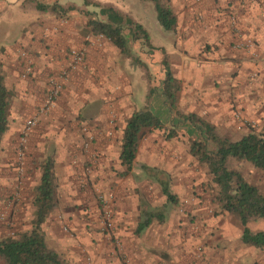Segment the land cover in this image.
<instances>
[{
	"label": "rangeland",
	"instance_id": "obj_1",
	"mask_svg": "<svg viewBox=\"0 0 264 264\" xmlns=\"http://www.w3.org/2000/svg\"><path fill=\"white\" fill-rule=\"evenodd\" d=\"M6 1L0 0V43L2 37H16L14 40L16 46L15 42L23 34L28 41V46L32 43L35 47H43L49 36H46L44 31L45 24L50 30L49 33L58 30L64 22L78 25L82 38L87 34L92 37L97 35L89 31L86 26L87 20L96 17L97 8L90 4L84 5L83 0H37L44 4L58 2L62 6H75V9L64 14L59 10L36 11L27 6L29 0H24V8L21 7L22 1L18 3L17 0L16 4L5 3ZM89 1L111 4L134 18V21L138 20L150 32L154 44H164L173 32V41L177 45L180 44L177 30L181 28L180 24L183 22L178 19L177 25L176 19L174 29L164 31L156 22L155 12L150 2ZM199 1H194L197 3L196 11L192 9L191 14L192 21L199 28H209L211 23H214L215 16L220 15L226 16L229 31L238 29L240 34L236 41V48L233 46L234 53L227 54L228 63H220L217 61V56L212 58H206L208 55L205 54L203 56L202 53L205 50L202 45L197 50L185 46L182 47L183 52L180 50L175 52L177 57L174 54L164 57L179 85L175 108L177 112L192 113L211 123L219 134L231 140L247 132L264 136V40L262 44H259L258 39L248 37L244 33L242 26L240 27L237 23L234 9L237 4L242 7L248 6V2L253 3L255 0H239L236 3L235 0H227L223 6L218 5V0ZM165 2L174 14H178L179 7L176 3L171 0ZM138 21L136 22L139 23ZM122 35L127 40L129 51L126 55H120V63L118 58L115 59L118 61V69L121 73L120 76L116 75V71L110 73L113 83L112 91H109L115 95L118 89L117 83L124 81L127 83L126 99L118 105L112 102L107 103L104 110L107 114L119 111L129 116L131 112L146 105L153 115L156 117L160 115L158 119L163 128L143 129L140 134L134 164H131L126 171H120L124 175L127 174L125 182L129 179L135 182L136 211L129 210L130 212L126 214L124 211H118L120 206L126 207V204L122 202L120 206L116 205L114 197L109 227L103 217L102 203L97 197V194L103 191L94 189L91 181L92 164L76 163V161L72 163L77 174L78 186L83 187L84 182L89 185L90 198L95 202L96 207L83 213L69 210L67 218H65V212L54 214L57 218L56 234L59 235L54 242L56 253L63 264H264V246L257 248L240 242L241 225L233 215L218 207L214 199L216 188L211 182L210 174L205 165L189 153V143L192 139L198 138L199 132L178 117L174 110L167 109L165 98L161 93L163 50H151L153 47L148 34L147 42L142 39L131 41L126 29L122 31ZM99 38L96 43L113 46L106 38ZM83 40L88 42L84 38ZM209 45L214 46L212 43ZM17 49L23 50L27 47L19 42ZM154 49L158 48L154 47ZM211 49L215 50V48ZM181 55L183 58L186 56L189 61H181ZM135 58L144 65L133 63ZM148 88L151 94L146 98ZM160 100L162 101L160 111L164 106L165 110L173 114L174 125L160 112L153 113L152 109L155 108L153 106ZM50 107L43 113H39L38 108L37 112L31 116L35 117L36 121L24 137L19 131L13 168H11L12 165L0 166V238L15 236L30 228L34 210L33 196L37 184L32 193L28 191L32 204L28 207V211L14 213L13 210L14 204L20 198L24 178V157L29 142H33L36 138H47V144L55 135L61 136L62 139H68L71 136L74 144L75 142L81 144V147L76 149L82 156L87 154L86 147L94 141L92 134L88 136L86 131H83L82 128L86 126L75 120L70 128L75 126L78 131L73 134L49 132L40 136L36 135L38 132H35L30 140L29 132L34 127L43 126L46 123V121L40 123L39 115L47 114ZM99 107L101 106L96 104L92 110L96 111ZM68 112L70 111L67 110L64 114L67 115ZM66 118L67 121H65ZM66 118L60 123L66 125L72 119L69 116ZM125 119L126 117L122 118V123ZM169 131H172L173 135L166 138L165 135ZM85 139L89 141L86 147L83 144ZM17 148H20L22 152L20 158L16 156ZM43 156L45 159L50 157V154L45 153ZM41 160L38 161V167ZM230 165L240 171L246 181L264 194V170L236 161H231ZM144 166L151 170L148 171L150 175L143 170ZM137 174L141 176H133ZM160 180L166 182L168 190L175 196L174 203L167 202L165 196L161 194L158 184ZM62 194L63 192L54 184L55 206ZM53 209L49 214H53ZM149 212L160 215L162 220L152 218L144 229L136 233L134 230L137 222L142 221ZM247 226L251 231H264V220H249ZM46 245L50 248V244ZM0 264H5L1 258Z\"/></svg>",
	"mask_w": 264,
	"mask_h": 264
},
{
	"label": "crops",
	"instance_id": "obj_2",
	"mask_svg": "<svg viewBox=\"0 0 264 264\" xmlns=\"http://www.w3.org/2000/svg\"><path fill=\"white\" fill-rule=\"evenodd\" d=\"M8 0L5 3H12L17 0ZM22 0H18L19 3ZM179 7L178 19L183 23L181 28L177 30V36L180 39L179 45L173 41L174 32L171 33L168 41L163 44H154L150 32L145 29L150 37V43L157 51L162 49L165 56L175 54L178 50L182 51V47L190 46L193 50H197L200 46H204L203 56L212 58L217 56L220 63L227 62L228 52L234 53V47L237 46L240 31H229L226 24V16H215L214 23L209 28H199L191 19L192 9L196 8L199 0H171ZM234 1V0H233ZM239 0H235V3ZM16 2V3H17ZM200 2V1H199ZM227 0H218V5L223 6ZM15 3V4H16ZM108 3V2H107ZM233 3V2H232ZM239 3V2H238ZM248 6H235V14L238 25L244 29V33L249 37L258 39V43L262 44L264 40V0H255L253 3L248 2ZM134 19V18H132ZM58 28V27H57ZM46 36H48L43 47H35L32 43L28 46L26 37L22 34L17 42L15 38H4L0 43V72L3 75V83L10 92L8 107V126L0 140V166H11L15 157V145L18 133L21 130L22 123L25 119L34 115L41 104L44 102L46 90L49 80L56 77L59 70L66 66L69 62V50L71 48H85L84 58L80 65L72 71H69L67 77L62 83L58 97L54 100L53 105L49 108L47 114H40V123L46 121L43 126L38 125L30 132L28 138L35 135L44 136V134L65 133L73 134L77 132V127L72 125L75 122H81L85 125L86 134H92L94 141L89 143L86 155H79L76 147L81 144L72 141V137L62 139L61 136H53V140L46 144L47 138H36L33 142H29L24 157V178L22 180V188L19 200L14 204V213L28 211V207L32 206L30 194L33 192L35 184L39 182L40 171L38 161L43 159L45 153L50 154L52 160V181L58 190L63 192L62 197L57 200L53 209V214H49L41 223V231L44 234V241L50 244L55 252L54 242L57 241V218L56 212L76 211L83 213L91 211L96 206L95 202L90 198V187L83 183V187L78 186L76 173L72 167V163L83 162L90 163L93 170L90 174L94 189L103 191L104 194H111L115 197V204L119 205L123 202L126 207L120 206L118 211H124L125 214L136 211L134 205L135 199V182L131 179L124 181L125 175L120 171H126L124 165H121L118 159L119 139L124 122L122 118L128 117L117 111L116 113L107 114L104 106L108 103L121 104L126 98L127 83L119 81L117 83V93L112 95L111 84L113 83L110 73L116 71V75L120 76L118 69V61L121 62V53L113 46H106L101 43L84 42L85 36L80 34L78 25L62 23L55 32H49L48 28H44ZM165 31V30H164ZM232 32V33H231ZM1 40V39H0ZM5 40L6 42H4ZM248 41V39H247ZM24 43L27 49H17L18 43ZM210 43L214 46L210 47ZM232 43V44H231ZM168 44V45H167ZM234 46V47H233ZM158 48V49H154ZM169 47V49H168ZM181 48V49H180ZM215 48V50L211 49ZM23 55H20L22 54ZM211 53V55H209ZM177 57V56H176ZM234 57V56H229ZM179 59V58H178ZM181 61H189L185 56H180ZM27 69V74L23 76V72ZM93 84L94 87H93ZM92 88V90H89ZM116 92V91H114ZM163 100V98H161ZM98 104L96 111L92 110L93 106ZM162 101H158L153 107V113H161L164 118L171 120L172 125L175 124V118L164 106L160 111ZM130 108L132 106L130 105ZM157 108V110H155ZM65 109V110H62ZM149 109V108H148ZM69 110L67 115L64 113ZM53 112V113H52ZM64 116V117H63ZM71 117V121L66 125L61 124L63 119ZM160 115H157L159 118ZM162 116V115H161ZM162 116V118H163ZM67 121V118L65 119ZM121 121V122H120ZM59 122V123H58ZM78 124V125H80ZM79 127V126H78ZM39 130V131H38ZM80 139V138H79ZM79 144V146H78ZM88 144V143H87ZM85 148V149H86ZM46 150V151H44ZM10 160V162H9ZM135 159L133 160V162ZM132 162V164H134ZM1 170V168H0ZM140 177V174L133 175ZM126 180V179H125ZM132 182V183H131ZM91 184V183H90ZM80 188V189H79Z\"/></svg>",
	"mask_w": 264,
	"mask_h": 264
},
{
	"label": "trees",
	"instance_id": "obj_3",
	"mask_svg": "<svg viewBox=\"0 0 264 264\" xmlns=\"http://www.w3.org/2000/svg\"><path fill=\"white\" fill-rule=\"evenodd\" d=\"M141 2L152 3L155 12V19L158 25L166 31H172L176 25V17L172 9L166 4L167 0H140ZM24 0L21 7L24 8ZM84 5L90 4L97 8L96 17L90 18L86 22L89 31L101 34L106 38L121 54L129 51L127 40L122 35L124 29L130 40L142 39L147 42L148 36L144 28L134 21L125 12L112 6L111 4H101L99 2L83 0ZM28 7L39 11H55L66 13L75 9V6H62L58 2L44 4L37 0H29ZM163 59V79L161 82V93L165 98L167 109L175 111L176 115L188 122L189 125L199 132L196 139L189 143L190 155L197 161L204 164L207 172L211 176V182L216 188L215 202L218 207L233 215L241 225L239 240L241 243L253 246H264V231H251L247 223L249 220H264V194L256 186L246 181L243 175L230 165L231 161L247 163L253 168L264 170V136L247 132L237 139H228L219 134L215 127L192 113L184 114L177 112L175 102L179 90L177 80L173 77L168 63ZM136 64H144L134 59ZM151 94L150 88L146 91V98ZM10 92L3 83V75L0 72V140L8 126V107ZM162 129L161 121L151 113L146 105L135 110L125 119L119 139L118 159L126 169L132 164L138 140L143 129ZM173 135L169 131L166 138ZM39 182L35 187L33 196L34 210L27 231L20 232L15 236L0 238V258L5 264H63L59 255L51 248L47 247L40 228L41 223L46 219L51 210L55 207L54 184L52 181V160L50 157L40 161ZM148 171L149 168L143 167ZM159 173H161L159 171ZM152 176V174H151ZM160 192L165 196L167 202L174 203L176 198L168 190L166 182H158ZM162 220L158 214L149 212L142 221L137 222L135 232L139 233L152 220Z\"/></svg>",
	"mask_w": 264,
	"mask_h": 264
},
{
	"label": "built area",
	"instance_id": "obj_4",
	"mask_svg": "<svg viewBox=\"0 0 264 264\" xmlns=\"http://www.w3.org/2000/svg\"><path fill=\"white\" fill-rule=\"evenodd\" d=\"M97 37V38H96ZM96 37H92L90 34H87L85 36V40L88 41V43L93 42L95 44H97L96 40H99L101 38H104L101 34H97ZM85 48L83 47H79V48H71L69 50V62L67 63L66 66L62 67L57 76L50 79L49 83H48V88L46 90V94H45V98H44V102L43 104L40 106L39 108V113H43L46 111V109H48V107L51 106V104L53 103V101L55 100V98L57 97V95L59 94L61 87H62V83L64 81V79L67 77L69 71H72L73 69H75L78 65H80L83 61L84 58V51ZM27 74V69H25V71L23 72V76ZM36 118L35 117H31L28 118L24 121L20 133L21 136H25V134L32 128V126L35 124ZM83 131H86V129L83 127L82 128ZM91 134H88V136H90ZM89 143L88 140L85 139V142L83 143L84 146L86 147ZM22 152L20 148H17L16 150V156L17 158H20ZM97 197L99 198V200L102 203V213H103V217L105 219L106 225L107 227L110 226V217H111V207L114 203V199L113 196L109 193L104 194V193H99L97 194Z\"/></svg>",
	"mask_w": 264,
	"mask_h": 264
}]
</instances>
